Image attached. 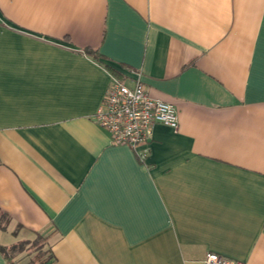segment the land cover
I'll list each match as a JSON object with an SVG mask.
<instances>
[{"label":"crops","instance_id":"obj_1","mask_svg":"<svg viewBox=\"0 0 264 264\" xmlns=\"http://www.w3.org/2000/svg\"><path fill=\"white\" fill-rule=\"evenodd\" d=\"M113 70L178 110L144 158L95 118ZM0 210L45 264H264V0H0Z\"/></svg>","mask_w":264,"mask_h":264},{"label":"built area","instance_id":"obj_2","mask_svg":"<svg viewBox=\"0 0 264 264\" xmlns=\"http://www.w3.org/2000/svg\"><path fill=\"white\" fill-rule=\"evenodd\" d=\"M95 118L110 134L113 144H128L139 150L148 145L155 124L163 123L178 129L179 114L176 106L168 101L154 98L144 85L141 75L130 84L112 74L110 84ZM148 149L139 150L144 158ZM204 264H246L228 258L218 252L206 253Z\"/></svg>","mask_w":264,"mask_h":264},{"label":"rangeland","instance_id":"obj_3","mask_svg":"<svg viewBox=\"0 0 264 264\" xmlns=\"http://www.w3.org/2000/svg\"><path fill=\"white\" fill-rule=\"evenodd\" d=\"M0 224L4 225L6 224V219L0 214ZM35 240V239H33ZM31 240L30 242H27L26 244V249L23 251H19V248L16 251H13L11 253V255L13 256V260L16 262L19 261H24L27 259H30L29 262L35 261V262H40V260H49L50 258V251H49V247H43L42 249L38 250L37 246H34V242L37 243H41V239H36L35 241ZM28 241V240H27ZM44 245V244H43ZM17 256V260L16 257ZM20 256V259H19ZM50 261V260H49ZM49 261H47L49 263Z\"/></svg>","mask_w":264,"mask_h":264},{"label":"trees","instance_id":"obj_4","mask_svg":"<svg viewBox=\"0 0 264 264\" xmlns=\"http://www.w3.org/2000/svg\"><path fill=\"white\" fill-rule=\"evenodd\" d=\"M89 54L91 55H94L96 57H98L97 55V52L95 50H93L92 48H86L85 49ZM114 71V70H113ZM111 71V73L115 76H118V73H116L115 71L113 72ZM1 211V210H0ZM27 242L29 241H21V242H18V243H13V244H10V245H2L0 244V252L6 257L7 259V264H19L18 262L14 261L13 260V256L11 255V253L13 251H16L18 248H19V251H23L26 249V244ZM34 246H37L38 250L42 249L43 248V244L41 243H37L34 242L33 244ZM51 253V252H50ZM52 255V254H51ZM48 260H40V262H35V261H32L30 263H27V264H45Z\"/></svg>","mask_w":264,"mask_h":264}]
</instances>
